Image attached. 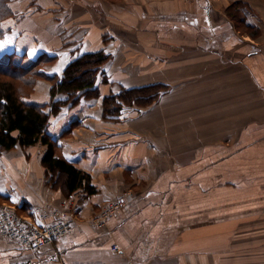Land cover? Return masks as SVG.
<instances>
[{"label": "crops", "instance_id": "0c3cea01", "mask_svg": "<svg viewBox=\"0 0 264 264\" xmlns=\"http://www.w3.org/2000/svg\"><path fill=\"white\" fill-rule=\"evenodd\" d=\"M234 1L10 0L16 16L3 21L0 61L51 54L43 70L59 76L83 53L111 57L95 81L101 94L62 106L46 129L97 192L73 207V196L44 184L35 158L42 175L32 190L43 205L71 211L73 229L40 251L0 237V264H264V0H240L256 36L226 14ZM156 83L170 87L155 103L121 121L103 118L105 94ZM50 85L38 79L28 99L48 102ZM175 106L188 140L168 152L153 132L174 127ZM6 195L18 209L31 202ZM120 198L98 226L96 215Z\"/></svg>", "mask_w": 264, "mask_h": 264}, {"label": "trees", "instance_id": "16d2710c", "mask_svg": "<svg viewBox=\"0 0 264 264\" xmlns=\"http://www.w3.org/2000/svg\"><path fill=\"white\" fill-rule=\"evenodd\" d=\"M9 2L10 0H0V39L5 33L3 21L16 16ZM250 11L248 3L240 0L232 2L225 9L237 27L244 24L245 29L256 36L259 28L250 23ZM6 55L7 59L0 61V153L16 146L25 149L37 143L43 145L40 163L48 177V186L68 199L80 191L82 194L78 200L71 202L76 207L85 197L96 193L97 188L91 184L89 173L60 154L58 139L48 134L46 129L62 106L76 105L82 98H93L101 94L95 81L111 55L101 49L83 53L72 59L59 76L49 75L43 70L44 65L54 62V55L41 53L28 64L15 61L14 52ZM38 79H46L51 83L48 90L50 100L42 104L28 99ZM169 87L168 84L156 83L121 88L116 93L107 94L102 100L103 118L121 121L134 116L143 107L158 100ZM57 94H64V99L57 98ZM16 209L25 213L24 209Z\"/></svg>", "mask_w": 264, "mask_h": 264}, {"label": "rangeland", "instance_id": "374dc122", "mask_svg": "<svg viewBox=\"0 0 264 264\" xmlns=\"http://www.w3.org/2000/svg\"><path fill=\"white\" fill-rule=\"evenodd\" d=\"M5 25V23H4ZM240 29H244L240 25ZM1 43V41H0ZM1 54V53H0ZM30 60L26 61L25 64H28ZM37 80L35 81V86H36ZM229 87V86H226ZM225 87V88H226ZM239 87V86H237ZM36 88V87H35ZM99 89V87H97ZM34 91V90H33ZM100 91V90H99ZM107 95V94H105ZM104 95V96H105ZM31 96V95H30ZM90 99V98H87ZM157 101V100H156ZM155 101V102H156ZM153 102V103H155ZM103 105V101H102ZM151 105V104H150ZM148 105V106H150ZM146 106V107H148ZM143 107V108H146ZM175 124L173 128H168V131L166 132L164 127L158 128L155 133L153 132L154 136L153 138L156 140V142L162 146L163 150L165 151H177L178 149L181 148L182 142L188 140V137L186 133H183V131H179L181 128V125L183 124V115H182V108L181 106H175ZM197 117H195V120ZM81 129H78V133L81 134ZM191 136V135H190ZM171 145L174 146V149H170ZM18 150V151H16ZM44 148L37 144L35 146L29 147V148H20V147H14L11 150L8 151H2L0 153V189H3L4 191L0 192V204L9 202L7 201L6 198V193L7 194H18L19 192L24 195V197H28L31 202L23 201L19 204L22 206H19L21 209H24L26 215L30 216L31 218L34 216V213H39V212H46L47 210L50 209L48 205H43L44 201L47 199L44 198L43 194L37 189L32 190V186H34V181L32 179H36L37 174H41L40 172L35 171V158H38L42 155ZM230 150H227V152ZM224 154V153H223ZM22 158L26 159L27 162H21L17 163L16 158ZM30 162V163H29ZM37 166V165H36ZM31 168L33 171H31ZM47 175H45L44 180H45V185L48 186L47 182ZM44 187V186H43ZM50 188V187H49ZM30 190V194L28 193V190ZM51 189V188H50ZM59 196L61 195V192L58 193ZM82 193L80 191L76 192L71 201L78 200ZM44 200H43V198ZM25 200V199H24ZM68 201V204L71 202ZM11 203V202H9ZM70 206V205H69ZM17 208V207H16ZM64 212H67L68 216H70L71 211L64 209ZM24 214V213H23ZM40 223V222H39ZM249 236V235H248ZM246 249H249V244L242 243V241L239 242L238 244V250L241 253L246 252ZM243 264V263H241Z\"/></svg>", "mask_w": 264, "mask_h": 264}, {"label": "built area", "instance_id": "2783aa9c", "mask_svg": "<svg viewBox=\"0 0 264 264\" xmlns=\"http://www.w3.org/2000/svg\"><path fill=\"white\" fill-rule=\"evenodd\" d=\"M196 0H184L195 2ZM264 51V41L259 44ZM123 198L108 202L101 212L96 215L94 222L102 227L107 219L123 205ZM62 208H50L46 212H39L38 218L17 211L10 203L0 204V237L17 242L21 247L30 251L43 250L48 244L68 235L73 229V221ZM40 222V223H39ZM113 251L119 247L112 245Z\"/></svg>", "mask_w": 264, "mask_h": 264}, {"label": "snow or ice", "instance_id": "6c2138e0", "mask_svg": "<svg viewBox=\"0 0 264 264\" xmlns=\"http://www.w3.org/2000/svg\"><path fill=\"white\" fill-rule=\"evenodd\" d=\"M4 191L3 189H0V192Z\"/></svg>", "mask_w": 264, "mask_h": 264}]
</instances>
